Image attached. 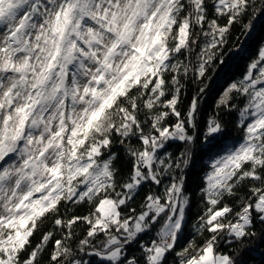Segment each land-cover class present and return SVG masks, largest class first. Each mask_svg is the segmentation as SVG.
Here are the masks:
<instances>
[{"label":"snow or ice","instance_id":"snow-or-ice-1","mask_svg":"<svg viewBox=\"0 0 264 264\" xmlns=\"http://www.w3.org/2000/svg\"><path fill=\"white\" fill-rule=\"evenodd\" d=\"M262 16L264 0H0V264H240L220 245L264 224V47L199 132L198 116L232 29ZM220 111L243 130L223 151ZM193 147L210 170L177 250Z\"/></svg>","mask_w":264,"mask_h":264},{"label":"trees","instance_id":"trees-1","mask_svg":"<svg viewBox=\"0 0 264 264\" xmlns=\"http://www.w3.org/2000/svg\"><path fill=\"white\" fill-rule=\"evenodd\" d=\"M223 22V21H221ZM203 40L201 41L202 46ZM264 47V16L259 17L254 21V26L251 30L245 31L242 24H236L232 29L231 35L228 37V43L225 45L224 49V59L227 61L224 65H219L214 69H210V79L206 80L204 83L207 84L205 92L200 97V115L198 116L199 121V131H203L205 128L206 121L217 114L216 103L219 100L222 92L228 87V85L236 80H239L246 73L249 64L259 58V50ZM199 49H197L198 51ZM183 59V57H180ZM185 94L182 97V104L180 105L181 110H185L194 95H196L198 89L202 87L200 81H194L189 78L185 80ZM241 105L243 101H240ZM219 116L224 123V132L221 137V148L224 149L231 147L238 142H242L243 130L238 126V114L236 111L224 112L220 111ZM184 146L175 142L169 145V151L173 153H179ZM116 151H122L119 146L115 149ZM193 158L195 160V165L189 171L188 180L186 184L187 191L191 194V207L187 214L188 227L185 229L183 237L180 239L177 250L184 247L188 240L195 235L192 230V224L203 211L204 205L200 201L199 190L203 186V177L205 172L210 170L207 167V158L201 159L198 147H193ZM123 161V156L121 157L120 163ZM126 171V168L124 169ZM148 188L144 187L140 190V194L136 197L135 201L132 203V207H137L142 203L144 195L147 193ZM233 203V201H230ZM83 211V209H81ZM48 225H45L46 229ZM262 230H264V224L257 222L255 226V231L257 235L255 237L249 238L244 242V247L240 248L237 244L229 245L227 243H221L220 250L224 252H229L230 248L239 249L240 255L238 260L240 264H264V235H261ZM83 231L80 232V236H83ZM39 235L37 234L33 240L35 244L39 240ZM207 235V233H205ZM154 238V235H153ZM149 236H142V241H147ZM197 244L203 243V239L196 236ZM49 250H51L52 245L49 244ZM130 252L135 253L137 256L140 255L138 246L133 244L130 248ZM47 256V253H45ZM176 259L174 255H169L167 257V264H176ZM93 264H107V262H101L99 258L93 260Z\"/></svg>","mask_w":264,"mask_h":264}]
</instances>
